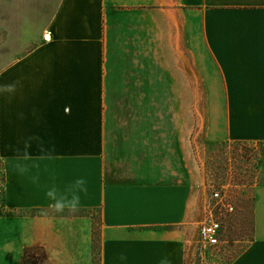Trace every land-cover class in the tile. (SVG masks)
<instances>
[{
	"label": "crops",
	"instance_id": "crops-1",
	"mask_svg": "<svg viewBox=\"0 0 264 264\" xmlns=\"http://www.w3.org/2000/svg\"><path fill=\"white\" fill-rule=\"evenodd\" d=\"M197 93L207 140L264 143V0H0V264H93L86 209L100 264H186L197 179L167 115ZM252 221L230 264H264V184Z\"/></svg>",
	"mask_w": 264,
	"mask_h": 264
},
{
	"label": "rangeland",
	"instance_id": "rangeland-1",
	"mask_svg": "<svg viewBox=\"0 0 264 264\" xmlns=\"http://www.w3.org/2000/svg\"><path fill=\"white\" fill-rule=\"evenodd\" d=\"M205 94H182L181 109L178 97L171 100L167 123L174 119L176 131L182 128L184 168H191L197 179L196 209L187 223L186 264H230L248 245L253 235L252 205L255 187L264 184V143L210 142L205 134ZM168 112V109H167ZM173 114H176L174 117ZM172 116V117H170ZM179 124H181L179 126ZM170 128L172 125H167ZM168 128V127H167ZM172 131V128H171ZM170 131L167 130V133ZM218 189L233 206L228 212L222 208L226 242L219 248L202 249L199 228L205 218L214 190ZM0 212H13L0 208ZM216 212L219 211L216 209ZM66 215L91 216L93 228V264H100L101 219L99 209ZM26 264H49L43 252L28 254Z\"/></svg>",
	"mask_w": 264,
	"mask_h": 264
},
{
	"label": "built area",
	"instance_id": "built-area-1",
	"mask_svg": "<svg viewBox=\"0 0 264 264\" xmlns=\"http://www.w3.org/2000/svg\"><path fill=\"white\" fill-rule=\"evenodd\" d=\"M204 220L199 228V244L202 249L219 248L226 242L225 231L223 227L222 208L226 211H233V206L227 201L221 192L216 189L211 195V200L207 207ZM216 209L219 211L216 212Z\"/></svg>",
	"mask_w": 264,
	"mask_h": 264
},
{
	"label": "trees",
	"instance_id": "trees-1",
	"mask_svg": "<svg viewBox=\"0 0 264 264\" xmlns=\"http://www.w3.org/2000/svg\"><path fill=\"white\" fill-rule=\"evenodd\" d=\"M3 190H2V195H1V198H0V208H3L5 209V205H4V196H3ZM11 213H5V212H0V216H6V215H10Z\"/></svg>",
	"mask_w": 264,
	"mask_h": 264
},
{
	"label": "clouds",
	"instance_id": "clouds-1",
	"mask_svg": "<svg viewBox=\"0 0 264 264\" xmlns=\"http://www.w3.org/2000/svg\"><path fill=\"white\" fill-rule=\"evenodd\" d=\"M78 183H80V182L78 181ZM48 195L51 196L52 193L49 192ZM55 208H56V209H60V208H61V204H60L59 202H57V203L55 204Z\"/></svg>",
	"mask_w": 264,
	"mask_h": 264
}]
</instances>
